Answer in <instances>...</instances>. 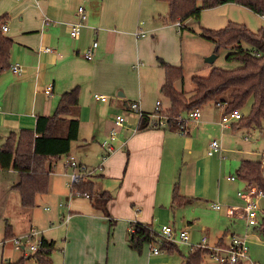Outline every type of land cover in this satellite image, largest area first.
I'll return each mask as SVG.
<instances>
[{
	"label": "crops",
	"instance_id": "1",
	"mask_svg": "<svg viewBox=\"0 0 264 264\" xmlns=\"http://www.w3.org/2000/svg\"><path fill=\"white\" fill-rule=\"evenodd\" d=\"M80 6L86 11L87 22L79 38L73 39L69 24L77 21L76 10ZM0 23L8 27L1 35L11 43L9 69L0 74V148L11 134L33 131L38 116H52L59 97L79 88L78 105L66 117L79 121L78 139L71 144L69 156L73 155L95 173L85 180L93 184L92 192L88 193L89 203L73 204L74 197L82 196L70 195L65 205L59 207L63 210L62 218L67 207L71 212L69 221L64 223L61 219L59 224L66 227V242L63 239L61 243L63 264H184L193 246H225L232 235L243 230L247 240L264 235L259 228L264 218L263 199L257 226L249 227L244 218L226 213L228 208L244 206V200L237 193L244 192L247 183L236 172L241 162L248 159L227 156H233L230 144L236 140L239 128L235 123L221 128L223 105H204L200 108L199 120L194 123L186 121L188 112L182 113L187 130L184 135L169 125L139 128L135 132L136 124L129 117L126 124L117 128L111 141L112 150L108 152L102 146L114 128L115 116L126 115L131 102L139 100L142 112L153 116L159 96L164 97L161 87L165 75L158 60L178 65L181 38L175 36V30L182 34L186 29L185 22L179 30L175 23L169 22L165 3L158 0H0ZM93 42L97 47L92 59L86 60L83 52ZM14 64L22 68L20 75L10 71ZM48 86H52L50 95L44 93ZM95 95L105 96L107 101L99 102ZM164 99L168 102L165 108L159 101L163 113L170 109L169 101ZM225 131L230 134L224 135ZM213 139L220 141L222 151L208 156L206 151ZM64 159L66 156L53 164L47 194L52 187L66 194L70 169L63 164ZM57 164L61 169H57ZM1 194H6L8 200L9 196L15 197L13 192L8 194L6 186L0 188ZM174 196L177 197L173 202ZM206 199L222 208H211ZM102 204L107 216L102 212ZM31 210L22 212L27 214V219L19 214L16 225L7 223L4 236L6 231L11 238L32 230ZM234 220H241L242 228ZM135 223L148 225L155 232L154 240L144 244L140 253L131 250L128 244L131 225ZM165 225L186 230L189 244L163 243L159 231ZM13 226L18 228V233H14ZM71 231L84 232L85 240L76 247L71 243ZM4 236L0 241V264L15 262L27 254L14 250L8 242L3 243ZM40 237L52 241L42 231ZM162 245L168 248L161 249ZM152 246L160 253L152 254ZM10 251L22 255L9 260L6 255ZM248 254L249 249L250 263Z\"/></svg>",
	"mask_w": 264,
	"mask_h": 264
},
{
	"label": "trees",
	"instance_id": "2",
	"mask_svg": "<svg viewBox=\"0 0 264 264\" xmlns=\"http://www.w3.org/2000/svg\"><path fill=\"white\" fill-rule=\"evenodd\" d=\"M158 1L167 5L169 22H179L181 25L190 17L198 19L202 10L230 3L247 8L261 17L264 16V0ZM198 4L200 6H197ZM3 25L0 23V74L9 69L11 52L10 40L1 35ZM201 33L215 42L216 52L221 47L229 48L225 60L228 63H235L236 67L213 68L207 77H192L193 90L186 93L184 90H176L174 86L176 82L183 81L182 68L173 67L159 59V65L165 75L161 92L169 101L170 109L168 112L154 113L153 116L162 118L165 125L177 130V120L182 113L214 103L224 106V114L233 111L242 114V118L234 124L236 128H262L264 126V30L251 32L245 26L234 23L218 31L203 29ZM78 99V87L64 92L59 97L56 111L52 116H38L33 131L22 130L18 134H11L0 148V171H15L18 174V181L13 186V190L18 194L24 210L33 209L36 205V197L48 193L53 164L61 157L69 156L71 144L78 139L79 121L66 118L71 114V109L78 105ZM247 107L248 114L243 115L241 111ZM148 116L144 118V123ZM262 171V162L245 160L241 162L236 176L264 192ZM92 190L93 184L83 179L72 188V191L79 194L91 193ZM176 197H173V202ZM101 206L102 212L107 216L104 204ZM131 227L133 231L129 234V247L140 253L144 244L154 240L155 232L150 226L140 223L132 224ZM259 228L264 232V218ZM8 239L10 234L6 231L4 240ZM54 248V241L41 238L34 254L23 256L15 262H1V264H25V261L31 258L35 260V264H51ZM164 248L168 247L162 245L161 249ZM209 252L207 248L192 247L185 257L184 264H203V259Z\"/></svg>",
	"mask_w": 264,
	"mask_h": 264
},
{
	"label": "rangeland",
	"instance_id": "3",
	"mask_svg": "<svg viewBox=\"0 0 264 264\" xmlns=\"http://www.w3.org/2000/svg\"><path fill=\"white\" fill-rule=\"evenodd\" d=\"M147 1L152 2L154 0ZM197 6L200 5L198 4ZM184 22L186 29L183 30L182 34L180 33V31H177V29L175 30V32L177 33L175 36H177L179 39L181 38L180 53L177 52V61L179 62L177 63L178 65H171L182 68L183 81L176 82V89L179 91L184 90L186 93H189L193 90L194 86L191 81L192 77H207L213 68L233 69L236 67L235 63H228L225 60V57L230 49L221 47L216 52L215 42L207 39L202 35L201 32L203 29L218 31L227 27L229 24L235 23L245 26L251 32H257L261 29L264 30V19L261 16L255 14L247 8L233 3L225 4L213 9L202 10L198 19L190 17ZM212 55L216 56V60L211 64L206 63V58ZM152 76L155 75L152 74ZM152 76L150 79H152ZM155 80L156 78L154 79V81ZM149 83L150 86H153L152 82ZM159 101L162 102L164 108L168 106V102L164 99V97L159 96ZM248 111L249 109L247 107L244 108L241 112H243V115H246L248 114ZM225 134H230V131H225L224 135ZM224 135L222 137L223 140ZM75 146L76 144H73L72 149H75ZM238 146L242 147L241 150L238 149ZM230 147L234 151L233 156L231 154L227 156H230L231 159L232 157H237L239 159H248L252 161L262 162L264 164V126L260 129L239 128L237 138L230 144ZM57 169H61L60 164H57ZM70 172V170H67L68 174ZM14 182H17L16 173L0 172V188H5L6 186V188H8V194L10 195L13 192L15 196L14 199L9 196L8 200L6 198V194L0 195V241L4 236V231L7 223L11 226L16 225V219L19 214L21 217L22 215L26 216L24 218L27 219V214L25 215L22 213L25 211L19 203L20 201L18 198V194L11 188L12 185H14ZM58 188L59 190H64L63 187ZM70 195V190H68V188H66V194H62L59 191L54 190L52 187L49 194L36 197V205L30 211L32 220L29 225L33 227V230H37L39 232L42 231L43 235L46 238H50L55 242V248L51 255L52 264H63L61 243L63 239L66 242V227L59 225L63 213V210L59 209V205H65V203L67 202V198ZM89 202L90 200H87L85 198L74 197L73 204H84ZM261 205L264 207V198L261 202ZM45 208H48L49 211L45 212ZM71 211L74 212L72 209ZM234 223H236L238 227L242 228L243 224L241 220H234ZM17 229V227L13 226L14 233H18ZM27 230L29 231L30 227H27ZM236 235H238L239 237H243L245 235L244 230L237 233ZM70 239L73 246L76 247L79 242L85 240L84 232L80 231L76 233L71 231ZM247 247L249 249L248 256L251 259V263L264 264V235L260 234V236H257V238H248ZM25 253H27L25 257L30 256L28 252ZM20 255H22L21 252L20 254H18L16 252L10 251L6 255V257L9 256V260H15ZM243 263L250 264L249 260L247 259ZM25 264H35V261L33 258H31L29 260H26ZM204 264L217 263L209 256H205Z\"/></svg>",
	"mask_w": 264,
	"mask_h": 264
},
{
	"label": "built area",
	"instance_id": "4",
	"mask_svg": "<svg viewBox=\"0 0 264 264\" xmlns=\"http://www.w3.org/2000/svg\"><path fill=\"white\" fill-rule=\"evenodd\" d=\"M76 18L77 21L69 24V35L73 39H78L81 33V29L85 26L87 22V14L85 9L80 6L76 10ZM264 19V16H262ZM175 26L178 30L182 27V25L177 22ZM8 27L2 26V31L7 32ZM142 37L144 35L140 34ZM97 47V43L93 42L89 47H87L83 52V57L86 60H91L93 57L94 49ZM45 51L50 52L51 49H45ZM10 71L15 75H20L22 73V68L19 64H14L10 66ZM52 91V86H48L44 93L46 95H50ZM94 98L99 102H106L107 97L95 95ZM218 106H221L217 104ZM128 113L126 115H117L114 118V128L109 133V139L102 142V146L106 148L108 152L112 150L111 141L114 140L116 136V130L119 127H122L124 124L128 122L129 117L133 118V121L136 124L135 132L139 130L142 122L144 123V118L147 116L144 114L140 108V101L136 100L129 104ZM161 111L160 102L157 101L155 104V114ZM200 118V109H194L191 112H188L187 120L190 123L197 122ZM242 118V114L239 111H233L229 114H223L221 120L219 122L221 128L226 129L230 127L233 123L238 122ZM185 119L181 116L178 117V126L177 131L181 134H186V125ZM165 126V121L162 118H158L156 116H148L146 121V128H161ZM222 151V146L220 141L213 139L210 141L208 145V149L206 154L208 156H213L215 154H219ZM263 164V163H262ZM65 167L70 169V173L68 174L69 182L68 188L70 190L71 196H82L86 199H91V195L88 193L79 194L78 192L72 191L73 186L78 183L81 179L86 180L91 177L95 170L89 169L87 166L78 162L73 156H67L64 162ZM264 167V164H263ZM262 175L264 178V169L262 171ZM237 195L244 200V206L242 208L234 207L228 208L226 213L231 217H242L245 219L247 226H257L259 223V210H260V202L264 198V192L259 189L257 186L253 184H248L246 190L244 192H238ZM205 202L213 209L220 210L222 207L217 202H212L208 199ZM59 207H63V205H59ZM48 210V208H46ZM67 213L63 216L62 220L64 223H67L71 217L69 208L67 207ZM133 229L131 230V232ZM160 237L167 244H189V234L186 230H174V228L170 225H165L160 228ZM40 232L37 230H30L29 233L21 236L12 237L8 240H4L3 243L8 242L12 245L14 250L28 252L30 255L34 254L38 246L40 244ZM196 248H207L210 252L208 256L216 261L218 264H237L243 263L247 258L248 247H247V239L246 236L239 237L238 235H232L229 240V244L225 246H215V247H207L203 244L193 246ZM151 252L154 255L160 253V250L157 247H151ZM250 264H254L251 263Z\"/></svg>",
	"mask_w": 264,
	"mask_h": 264
},
{
	"label": "water",
	"instance_id": "5",
	"mask_svg": "<svg viewBox=\"0 0 264 264\" xmlns=\"http://www.w3.org/2000/svg\"><path fill=\"white\" fill-rule=\"evenodd\" d=\"M215 60H216V56H215V55H212V56L206 58L205 62L208 63V64H211V63H213ZM145 127H146V123H143V122H142V124L140 125V129H141V130H142V129H145Z\"/></svg>",
	"mask_w": 264,
	"mask_h": 264
}]
</instances>
